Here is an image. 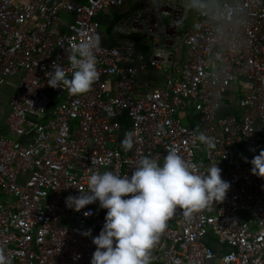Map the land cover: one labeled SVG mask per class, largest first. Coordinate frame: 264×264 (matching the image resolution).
I'll return each mask as SVG.
<instances>
[{"label": "built area", "instance_id": "1", "mask_svg": "<svg viewBox=\"0 0 264 264\" xmlns=\"http://www.w3.org/2000/svg\"><path fill=\"white\" fill-rule=\"evenodd\" d=\"M123 2L0 0V88H10L7 136L0 135L4 264H91L106 210L97 202L77 213L66 199L89 191L92 172L131 176L141 159L164 162L170 150L197 173L218 164L231 187L223 203L190 216L177 209L150 264H264V179L250 163L264 149V0L197 10L195 0H137L115 30L137 35L145 53L101 46L88 93L49 87L53 62L71 79L69 56L98 36L97 15ZM149 70L160 73L159 85L139 82ZM235 84L244 86L240 112L220 116ZM129 132L133 148L126 150ZM200 133L216 147L200 143ZM89 230L92 237H84Z\"/></svg>", "mask_w": 264, "mask_h": 264}, {"label": "clouds", "instance_id": "2", "mask_svg": "<svg viewBox=\"0 0 264 264\" xmlns=\"http://www.w3.org/2000/svg\"><path fill=\"white\" fill-rule=\"evenodd\" d=\"M101 49L99 36H94L76 46L69 56L75 69L71 79L64 67L53 62L47 73L48 86L67 89L71 95L88 93L98 79L96 53ZM134 134L126 133L122 147L133 148ZM200 143L214 149L213 138L200 133ZM245 162H248L245 158ZM251 174L264 179V149L251 160ZM89 191L79 196H69L66 207L77 213L89 205L99 203L106 210L104 226L98 236L91 230L82 235L92 237L96 247L91 264H150L151 250L167 228L168 220L177 209L186 210L185 216L207 208L213 203H223L230 190V183L222 179V170L207 165L206 171L197 173L175 150H170L161 166L156 160L141 159L131 176L121 177L111 171L103 174L92 172ZM93 212H84L90 217ZM76 256L75 259H79ZM0 264H4L0 256Z\"/></svg>", "mask_w": 264, "mask_h": 264}, {"label": "crops", "instance_id": "3", "mask_svg": "<svg viewBox=\"0 0 264 264\" xmlns=\"http://www.w3.org/2000/svg\"><path fill=\"white\" fill-rule=\"evenodd\" d=\"M237 0H195V9L197 8H206V7H212L217 6L221 4L222 2H228L233 3ZM137 6V0H124L123 4L120 7L116 8H110V9H116L119 14H124V16H111L109 9L99 13L97 15V20L99 21L101 28L99 30V38L101 41V46H132L137 51L146 52L147 45L144 41H142L137 35H120L115 30V22L116 19L119 17H127L129 13H131ZM114 25V32L109 31V29ZM103 28H108V32H103ZM111 38V39H110ZM145 79L152 80V81H158V85L162 81V76L160 73L149 70L145 75L139 76L138 80L139 82H143ZM14 82V79H12ZM244 89V86H240L239 84L232 85L231 88L227 91V93L224 96V99L222 100L220 112L218 113L220 116L222 115H229V114H238L239 109L236 106V100L239 97V95L242 94V91ZM7 110L8 111V103L3 105L1 110ZM188 123H192L191 120H188ZM215 249H217V245L214 244Z\"/></svg>", "mask_w": 264, "mask_h": 264}, {"label": "rangeland", "instance_id": "4", "mask_svg": "<svg viewBox=\"0 0 264 264\" xmlns=\"http://www.w3.org/2000/svg\"><path fill=\"white\" fill-rule=\"evenodd\" d=\"M108 11H110L109 13L111 16H124V15H126V13L118 15L117 14L118 11L116 9H109ZM160 23L161 24H168V19L167 18H161ZM109 31H110V33L115 31L114 25L109 29ZM103 32H108V28H103ZM6 84H9V87H10V86H12V84H14V82L12 79H9L6 81ZM9 95H10V88H8L7 85L3 84L2 87L0 88V109H2L4 103L5 104L8 103ZM6 114H7V110L3 109L0 111V135H3V136H7V128L4 125V118H5ZM179 119L181 120V122L183 124H187V122H188V118L186 117L185 114H181ZM262 149L263 148H260L259 152ZM159 164L162 166L163 162H160ZM216 264H218V263L216 262Z\"/></svg>", "mask_w": 264, "mask_h": 264}]
</instances>
